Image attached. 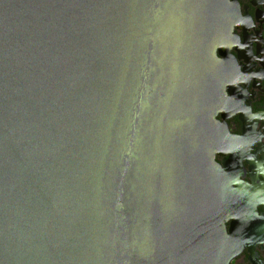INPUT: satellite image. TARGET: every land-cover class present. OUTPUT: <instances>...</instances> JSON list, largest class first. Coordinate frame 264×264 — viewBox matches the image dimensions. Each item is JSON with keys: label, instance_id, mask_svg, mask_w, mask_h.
<instances>
[{"label": "water", "instance_id": "95a60500", "mask_svg": "<svg viewBox=\"0 0 264 264\" xmlns=\"http://www.w3.org/2000/svg\"><path fill=\"white\" fill-rule=\"evenodd\" d=\"M245 9L0 0V264H227L242 247L261 264L252 250L264 245L254 208L264 210V113L249 102L262 92L253 79L263 78L264 13L255 10L251 37ZM234 113L239 137L222 122ZM213 153H229L225 173ZM241 160L250 186L237 181Z\"/></svg>", "mask_w": 264, "mask_h": 264}, {"label": "flooded vegetation", "instance_id": "af4514ba", "mask_svg": "<svg viewBox=\"0 0 264 264\" xmlns=\"http://www.w3.org/2000/svg\"><path fill=\"white\" fill-rule=\"evenodd\" d=\"M230 2H231V0H228V3H230ZM234 2L237 5L239 18H243V16H242V14H243L242 7L245 6L247 8V9H245V14H246V16L249 17L250 22H251V26L253 28L252 29L248 28V31L244 30V32L246 33L247 36L250 34L251 37H254V33L253 32H258L259 31V29H258L259 23L256 22V21H261V19H256V21H255L254 12H255V10H257V11H260L261 13H264V3H263V6L262 5L252 6L249 3V2H251V0H234ZM263 23H264V21H263ZM263 23L262 22L260 23L261 30H260L259 36H260V39H261V43L264 42V24ZM232 34L237 36L238 45H240L242 43L241 30H238L237 28L235 29L234 26H231L230 35H232ZM255 40H258V37H255ZM247 46H249V45L247 44ZM254 47H255V43L254 42H250V52H251V56L252 57L255 55ZM259 48L264 49V45H259ZM233 49H234V46H231L228 49V51H227V55L229 54V55L232 56L236 66H238V62H239V65L245 66V63H243L241 59H239V60L236 59V56H235L236 52ZM216 50L214 51L215 57L217 59H221V57H219L217 55ZM243 50H246V48L243 47ZM258 57H259V55H255V58H258ZM251 64L254 65V67L250 69L251 73H254V70L261 69V67L259 66L257 61L252 60V62L248 63V66H251ZM238 73H241V67H238ZM251 81H252V79L249 78V81H248V83L246 85L245 92H246L247 95H250V91H251L250 84H251ZM253 82L257 83V85L259 86V88L261 89L262 92L264 91V60H263V78L260 81H258L256 79H253ZM235 86H238L239 88H242V85L239 84V83H235ZM225 87L226 86L224 85L223 86V88H224L223 92H224L225 96L228 97V94L226 93ZM252 91L254 92V96L251 97V99L253 101H251V99H249V96H246V99H244V101H242V105L246 106L245 102L251 101V102H249V113L250 114H252L254 112H257V111H261V112L264 113V102L262 101V99H264V95H262L263 93L260 92L259 90H257L256 88H253ZM231 100H232V98H231ZM213 119L215 121H217L218 123L221 122V118L219 117V112H216V114L213 116ZM222 122L226 125L227 134H232V135H235V136H238V137L241 135L240 134V132H241V129H240L241 122L237 120V113L232 114L228 118L222 119ZM251 122H255V120L251 119ZM244 125L248 126L249 123L246 122ZM259 125H260V121H257L256 122V127L254 129V132L258 131ZM261 125L264 126V122H262ZM258 133H261V130H259ZM259 144H260V146H262L263 153H264V137H260ZM252 149H256V143H252V146H248V155H253L254 154ZM228 157H229V153H225L222 156H219L216 153H213V155H212L213 164L217 165L219 167V170H222V173H225V170H223V168H222L220 163H221L222 160H227ZM260 160H261L260 154H255V161H260ZM239 165H240L244 175H243L242 178H241V176H238L237 177V181L238 182H242V183L246 184L247 186H250L251 182H250V179L248 178V174H247V172H248L247 168L249 167V164H246L245 160H241V161H239ZM260 168L264 169V164H261ZM253 173H254V170H250V174H253ZM256 179H257L258 183L264 182V179L259 174H257ZM229 187L231 189H236L237 188V186L234 185V184H230ZM254 208H255L256 217H258L260 214H262V217H264V210H263L262 204H258L256 206H254ZM243 217H245V215H243ZM221 225L223 226L224 235H225V237H227L228 236L227 230H228V228L230 226V218H228ZM260 248H261V250H260ZM252 252L255 253L256 260L261 262V264H264V245L261 243L260 247H259V244H255ZM248 256H249V253L247 252V248L246 247H242V249L239 251V253H237L236 255L232 256L228 260L227 264H250V262L247 261V257Z\"/></svg>", "mask_w": 264, "mask_h": 264}]
</instances>
